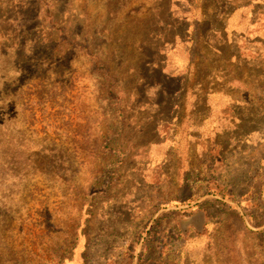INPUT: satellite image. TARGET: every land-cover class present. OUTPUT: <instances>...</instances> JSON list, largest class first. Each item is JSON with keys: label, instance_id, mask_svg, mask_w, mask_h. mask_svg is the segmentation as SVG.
Here are the masks:
<instances>
[{"label": "rangeland", "instance_id": "1", "mask_svg": "<svg viewBox=\"0 0 264 264\" xmlns=\"http://www.w3.org/2000/svg\"><path fill=\"white\" fill-rule=\"evenodd\" d=\"M188 1L0 0V264H264V0Z\"/></svg>", "mask_w": 264, "mask_h": 264}, {"label": "trees", "instance_id": "2", "mask_svg": "<svg viewBox=\"0 0 264 264\" xmlns=\"http://www.w3.org/2000/svg\"><path fill=\"white\" fill-rule=\"evenodd\" d=\"M242 7H244V5H242L241 8ZM192 11H194L193 7L191 6V4L189 3L188 0H170L169 15L172 18H173V16L175 17L173 19L176 20L178 26H180V24H181L178 22V20L183 21L184 24H186V26H184V28H183V26L180 27L179 31L182 32V34H177V36H175L173 41L166 45V47L164 48L166 52H169L173 48H175V46L177 45L178 42H183V40H184L183 34L186 32V30L189 26L188 21L190 20L191 15H193ZM188 14L190 15V17H188ZM252 17H253V21H251L252 25L257 26L258 25L257 20L255 19L254 16H252ZM178 18H180V19H178ZM258 28H259V26H257V29ZM195 29H196V26H195ZM232 44L236 45L235 42H233ZM0 155H3V153L0 152Z\"/></svg>", "mask_w": 264, "mask_h": 264}, {"label": "crops", "instance_id": "3", "mask_svg": "<svg viewBox=\"0 0 264 264\" xmlns=\"http://www.w3.org/2000/svg\"><path fill=\"white\" fill-rule=\"evenodd\" d=\"M242 5H244V7L241 8V6H239L238 9L242 10V9H245L246 6H248V4H242ZM249 19H250V17H249ZM251 21H253V17H251L250 22H249V24L247 26V32H249V33H251L253 31V29H251V26H252V22Z\"/></svg>", "mask_w": 264, "mask_h": 264}]
</instances>
